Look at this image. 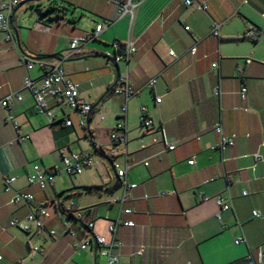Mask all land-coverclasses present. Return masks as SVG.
Returning a JSON list of instances; mask_svg holds the SVG:
<instances>
[{
  "label": "crops",
  "instance_id": "1",
  "mask_svg": "<svg viewBox=\"0 0 264 264\" xmlns=\"http://www.w3.org/2000/svg\"><path fill=\"white\" fill-rule=\"evenodd\" d=\"M19 1L11 17L16 47L0 35V98L17 91L23 96L9 110L18 139L0 107V264H104L99 247L78 248L92 240L88 223L107 242L121 244L117 264H248V255L264 264V0H191L189 6L183 0H141L132 18L118 17L116 0ZM195 2L205 3L206 11L195 9ZM102 21L107 27L94 37ZM212 22L220 25L218 37L210 34ZM249 29L260 37L245 39ZM82 36L87 42L71 53L70 40ZM127 40L136 52L127 63H114L111 45ZM27 60L33 80L42 76L43 64H60L79 97L96 105L85 128L62 100L46 97L52 118L35 111L32 95L21 90ZM116 77L132 86L126 102L110 91ZM150 79L156 81L152 88ZM243 86L245 100L239 96ZM124 104L125 147L109 139ZM142 113L153 128H141ZM66 120L72 125L65 126ZM219 122L225 136L235 137L223 151L210 149L219 141L213 130ZM159 129L173 151L166 150ZM110 149L119 151L116 160L107 156ZM70 152L89 154L94 165L67 175L61 153ZM114 161L131 164L126 178L137 185L122 207L108 202L121 195ZM33 166L56 171L46 189L27 185ZM2 177H15L14 190L33 195V202L11 203ZM217 196L229 197L231 209L220 212ZM68 203L82 211L80 220L69 219L74 238L62 227L67 217L61 208ZM40 206L48 214L41 232L9 226ZM117 218L134 227H119L112 237L108 226ZM49 231H55L53 238ZM239 238L244 242L234 245Z\"/></svg>",
  "mask_w": 264,
  "mask_h": 264
},
{
  "label": "built area",
  "instance_id": "2",
  "mask_svg": "<svg viewBox=\"0 0 264 264\" xmlns=\"http://www.w3.org/2000/svg\"><path fill=\"white\" fill-rule=\"evenodd\" d=\"M181 1V0H179ZM21 1L19 0H0V35L2 36V41L6 43L13 44L16 47L12 32H11V17L14 10L20 5ZM141 0H116L114 2L117 7V15L119 18L124 16H128L132 18L133 11L137 9L140 5ZM183 3L186 6L191 5V0H183ZM195 9L199 11H206L207 5L205 3L195 2ZM264 17V14H262ZM107 27V22L102 21L101 23L95 26L93 35L97 37L100 33H102ZM219 27L220 25L216 22H212L210 26V34L213 37L219 36ZM188 30V27L185 28ZM260 32L254 29H249L245 31L244 38L248 40H256L260 37ZM87 42V38L77 37L73 38L69 42V50L71 53H74L80 45H84ZM114 54L109 56L114 63L118 62H128L131 56L136 52L135 44L130 41H125V43L121 44L115 41L112 45ZM122 48V52L119 50ZM196 51L195 47L190 49V53L194 54ZM172 54V53H170ZM250 59H246V63H250ZM215 67V65H213ZM33 67V63L29 60L25 63L26 74L23 77V84L21 90H24L30 93L33 97L34 108L38 114H42L47 118H52V111L49 109L46 103V97H51L54 99L62 100L64 103L72 110H75L79 114L78 125L81 128H85L87 124V119L89 114L91 113V105L86 103L79 97L78 85L73 83L61 69L60 64L50 65L43 64L42 66V76L33 80L28 76V71ZM155 79L149 80V87L152 88L155 84ZM112 92L115 95H122L124 97L125 102L128 101L133 96V89L131 84L127 79H119L116 86L112 88ZM214 94L219 95V86L214 88ZM246 88L243 86L239 91V96L242 100L246 98ZM23 100V96L20 91L14 92L10 95H7L4 98H0V107L7 111V115L5 117L6 123L10 124L17 135V139L19 137V128L17 123L15 122L13 115L9 113V110L15 104L20 103ZM156 103H160L159 98H155ZM144 110H142L143 112ZM126 115L127 108L126 104L122 106L120 120L115 124L113 129L109 134V139L113 145L117 146H126L127 144V128H126ZM140 126L144 130H148L154 127L151 119L146 117L144 113L141 114L139 118ZM65 126H71L72 123L70 120L64 121ZM215 133L219 137V141L216 146L210 147L211 150L218 149L220 151L225 150L226 148H230L235 143V137L230 136L227 137L223 134L221 123H217L214 126ZM161 134V141L166 146V150L171 152L175 149V145L167 142V137L165 131L163 129H159ZM152 142H155L153 139ZM119 153L116 149H110L107 156L110 159L116 160V156ZM123 153H126V149H124ZM62 154V171L67 175H79L86 168H90L94 165V161L91 156L85 152L73 153L70 152L68 154ZM188 165H193L194 160L191 159L187 162ZM143 165L148 166V161H143ZM131 167V164L126 161L123 167L117 162L114 161V169L116 173V177L119 182V188L121 189V195L118 197L109 198V203H114L122 207L125 203L129 202L132 199L131 192L137 187L136 184L128 182L126 178V171ZM52 173H56V171H48L45 172L40 169L38 166H33L32 174L27 176L26 182L29 186H37L40 190L46 189V187L51 183V175ZM1 181L4 185V191L6 193H10L11 203L16 205H27L29 206L33 202V195L29 193H22L14 190L13 184L16 181L15 177H2ZM245 195V193H244ZM215 204L218 207L219 211H228L231 209V200L229 197L217 196L215 199ZM122 213L131 214V209H123ZM61 213L63 216L67 217L66 220L62 223V227L66 234H68L71 238L75 237V234L69 229L70 220H80L82 218V211H76L74 205L72 203H68L61 208ZM253 216H259L257 212L252 213ZM216 219H219V213L215 215ZM48 218V214L43 207H37L34 210L29 211L24 220L17 221L11 220L9 222L10 227L18 228L23 232H29L32 229L36 232H41L44 229V220ZM93 223L86 224L87 230L92 234V240L85 241L78 245V248L81 250H86L90 247L100 248V256L105 259L104 264H117L119 257V249L121 248L120 243H115L113 240L111 242H107L104 237L97 235L93 232ZM119 227L125 228H133L134 224L131 221H121L119 218L112 221L108 226V232L114 237L117 229ZM48 235L53 238L55 235V231H49ZM244 240L242 238L236 239L234 241V245H238L243 243ZM35 252H38V248L33 249ZM143 249H139L137 254H142ZM248 264H257L254 262L251 255L247 256Z\"/></svg>",
  "mask_w": 264,
  "mask_h": 264
},
{
  "label": "water",
  "instance_id": "3",
  "mask_svg": "<svg viewBox=\"0 0 264 264\" xmlns=\"http://www.w3.org/2000/svg\"><path fill=\"white\" fill-rule=\"evenodd\" d=\"M14 12H15V11H14ZM14 12H13V13H14ZM14 38H15L16 41H18V38H17V34H16V33H14ZM34 60H37V59H34ZM116 73H117V72H116ZM117 81H118V80H117V77H116L115 83L113 84L112 88L116 86ZM95 106H96V105L91 106V111L94 109Z\"/></svg>",
  "mask_w": 264,
  "mask_h": 264
},
{
  "label": "trees",
  "instance_id": "4",
  "mask_svg": "<svg viewBox=\"0 0 264 264\" xmlns=\"http://www.w3.org/2000/svg\"><path fill=\"white\" fill-rule=\"evenodd\" d=\"M34 8H35V9H38V6H34ZM46 12H48V11H46ZM110 91H112V88H111ZM86 189H87V190H91V188H86ZM70 191H71V190H70ZM70 191H67V192H65V193H68V192H70ZM58 204H59V203H58ZM58 204H57V205H58Z\"/></svg>",
  "mask_w": 264,
  "mask_h": 264
}]
</instances>
